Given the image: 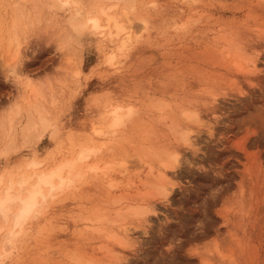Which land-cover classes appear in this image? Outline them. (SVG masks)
<instances>
[{"label":"rangeland","instance_id":"1","mask_svg":"<svg viewBox=\"0 0 264 264\" xmlns=\"http://www.w3.org/2000/svg\"><path fill=\"white\" fill-rule=\"evenodd\" d=\"M81 2L87 18L100 16L103 24L101 9L118 5L108 11L131 26L125 47L108 29H79L74 16L51 11L54 0H0V152L10 156L0 168L7 172L30 154L49 161L91 146L100 150L94 166L115 170L51 203L12 264H68L71 256L83 264H264V0ZM18 11L37 23L23 43L20 80L4 74L15 62ZM250 60L257 67L247 72ZM27 77L45 95L35 99ZM33 101L55 125L39 127L43 136L33 132L28 143L22 134ZM114 102L135 107L136 118L116 135H95ZM17 103L21 114L9 121ZM187 106L200 120L190 122L193 145L176 136L177 125L190 121L182 113ZM171 150L180 161L163 168ZM162 169L167 197L157 185ZM112 179L119 180L116 191L106 186ZM122 198L134 199L121 206ZM129 204L150 210L142 220L114 222Z\"/></svg>","mask_w":264,"mask_h":264},{"label":"clouds","instance_id":"2","mask_svg":"<svg viewBox=\"0 0 264 264\" xmlns=\"http://www.w3.org/2000/svg\"><path fill=\"white\" fill-rule=\"evenodd\" d=\"M195 3L196 0H191ZM155 6V5H153ZM86 5L81 0H54L51 11H60L80 21L79 29L87 26V13L81 11ZM191 23H195L194 21ZM188 23L181 26L188 27ZM137 109L131 105L114 102L104 113L103 128L93 129L97 136L116 135L136 118ZM37 120L46 119L55 125L53 118L35 113ZM51 131V129H50ZM100 150L91 146H80L74 152L45 161L35 154L25 156L7 172L0 168V264H12L29 237L30 228L44 210L64 194L76 190L89 177L115 176L114 166H94L93 161ZM0 152V161L9 159ZM109 191H116L119 180L107 183ZM68 264H83L76 256Z\"/></svg>","mask_w":264,"mask_h":264},{"label":"bare ground","instance_id":"3","mask_svg":"<svg viewBox=\"0 0 264 264\" xmlns=\"http://www.w3.org/2000/svg\"><path fill=\"white\" fill-rule=\"evenodd\" d=\"M116 1V0H115ZM25 3V2H24ZM116 6H118V5H110V6H108L107 8L108 9H113V7L115 8ZM126 7V6H125ZM124 7V8H125ZM103 8V7H102ZM117 8V7H116ZM101 9V8H100ZM104 9V8H103ZM108 9L106 10V9H104V10H102L101 9V15H105L106 16V23L105 24H103L102 23V20H101V17L100 16H89L88 18H87V24H90L95 30H100L101 32H103V33H105V31H106V29H108V35H110V37H111V40L114 42L115 40H114V38L115 37H121V39H122V45L121 46H124L125 47V44H126V42L130 39V37H131V26H127L126 24H125V22H123V21H121V17L120 16H118L117 15V13L114 11V13H110V11H108ZM123 9V8H122ZM124 10V9H123ZM122 10V15L123 14H125L126 15V13L127 12H125L124 13V11ZM102 11H103V13H102ZM127 11V10H126ZM18 12H20V11H18ZM18 12H17V14H18ZM98 12V11H97ZM22 13H24V12H22ZM22 13L20 12L19 13V15L17 16V18L14 20V23H15V26H14V24H13V26L16 28H13L14 30H16V32L14 33V35L12 36V39H11V41H10V43H11V45H13V44H15V49H14V55H13V60L15 59V62H14V64H10L11 66H9L8 65V67L6 66V69H4L5 71V76L8 78V77H13L14 79H17V80H20V76L22 77V75H21V73H23L22 72V69H20L19 68V66H20V60H21V56H22V50H23V43H25V42H27L26 40H27V35H28V33H29V31L32 29H34V28H36L37 29V27L35 26L36 24L33 22H31V24H30V22L28 23L27 21H28V19H25L24 20V18H23V16L21 17L20 16V14L22 15ZM26 15V14H25ZM97 15H98V13H97ZM120 15V14H119ZM124 15V16H125ZM128 15H130V14H128ZM27 16V15H26ZM127 16V15H126ZM104 17V16H103ZM15 18V17H14ZM27 18V17H26ZM128 18H129V16H128ZM30 20V19H29ZM38 19L36 18V21H37ZM105 20V19H104ZM131 21V22H130ZM38 22V21H37ZM40 22V21H39ZM129 24H131L132 23V20H130L129 19ZM29 25H28V24ZM33 24H35L34 26L35 27H33V26H31V25H33ZM38 26V25H37ZM36 29H35V31H36ZM73 29H76V27L74 26H72V30ZM92 29V28H91ZM71 31V30H70ZM69 31V33H73V32H70ZM69 33H68V37L69 38H71V36H72V34H70V36H69ZM75 35V34H74ZM67 37V38H68ZM72 37H75V38H77V40H78V37H76V36H72ZM67 39V40H70V39ZM66 40V41H67ZM76 40V41H77ZM118 40V39H117ZM69 43V42H68ZM78 43V42H77ZM43 44V43H42ZM64 44H67V43H64ZM37 45H38V43H37ZM79 45V44H78ZM61 46H63V45H61ZM67 46V45H66ZM35 47V46H34ZM37 47V46H36ZM117 48H119V47H117ZM119 50H122L121 49V47H120V49ZM115 54V53H114ZM113 53H111L109 56H111L112 58L113 57H115V55H114ZM238 56V55H237ZM109 59V62H111V58L109 57L108 58ZM111 59V60H110ZM23 60V59H22ZM108 61V60H107ZM113 61V60H112ZM249 66L246 68L247 69V72H249V71H251V70H254L256 67H257V61L256 60H250L249 62ZM19 64V65H18ZM108 64H111V63H108ZM22 67V66H21ZM236 67L238 68V70L239 69H245L244 67H242L239 63H236ZM255 71V70H254ZM247 72H246V74H247ZM9 79H11V78H9ZM25 79H27L25 82H26V88L28 89H30L31 91H30V93H32V95H34V97H35V99H37L39 96H41V94H43V95H45L44 93H43V89L41 88V86H39L38 85V83L36 84L35 83V81H33V79H32V77L30 78V77H27V78H25ZM45 90H44V92L45 93H47V91H46V88H44ZM41 90H42V93H41ZM51 94V93H50ZM216 96L214 95V98H215ZM43 98V97H42ZM41 98V99H42ZM34 99V98H33ZM34 99V100H35ZM44 99V98H43ZM217 99V98H216ZM45 100V99H44ZM46 100H48V98L46 99ZM36 101V100H35ZM35 101H33V103L35 102ZM54 101V100H53ZM28 102V101H27ZM37 102H38V100H37ZM37 102L36 103H30L31 105H33V107H34V113H33V111L31 112L30 110H28V108L30 109V107H31V105H28V108H27V112H28V121H27V123H26V134H22V135H24V140L25 141H27V140H34V138H36V137H33V135H34V133L35 132H37L35 135H37L38 136V133L40 134V135H42L41 133H44L43 131L40 133V131L38 130V129H40L39 127H42L41 129H45L48 125H49V122L46 120V119H40V120H37L36 119V117H35V112L37 113V112H40V111H43V113H45L44 112V110L45 109H43L42 108V106H39L38 104H37ZM18 104V103H17ZM16 105V104H15ZM162 105H164V104H162ZM166 105V104H165ZM30 106V107H29ZM12 107H14V106H12ZM33 107H32V109H33ZM156 107H158V104L156 103ZM181 107V106H180ZM187 108V110L185 111V112H182L183 113V116H184V119L186 120L187 119V121L188 120H190L189 122H188V124H184V125H177V127H176V129H177V132L179 133H177V135L176 136H180V139H182L181 141H183L184 142V144L186 145V144H189V145H191L192 143H193V139H192V134H193V132H192V125H191V121H192V123H193V121H194V123H197V122H200V120H199V115H198V112H196V111H192L191 110V108H190V111H189V109H188V106L186 107ZM194 108V107H193ZM14 109V111H12ZM13 109H11V111L13 112L12 114H10L9 116H10V118H7L9 121H10V119H14L17 115H20L21 114V111H20V107H19V104L16 106V107H14ZM31 109V110H32ZM185 109V108H184ZM181 110H182V108H181ZM184 111V110H183ZM20 113V114H19ZM185 114V115H184ZM49 115V114H48ZM19 119V118H18ZM17 119V120H18ZM13 121H16V120H13ZM196 121V122H195ZM205 123V122H204ZM4 124V123H3ZM10 124H11V122H10ZM14 124V123H13ZM199 124V123H198ZM5 125V124H4ZM197 125V124H196ZM204 125V124H203ZM0 126H3V125H1L0 124ZM15 127H16V125H14ZM99 126V125H98ZM102 126V128H103V124L101 125ZM198 126V125H197ZM5 127V126H4ZM11 127V126H10ZM100 127V126H99ZM2 128V127H1ZM40 129V130H41ZM47 129V128H46ZM95 129H97V130H100L101 129V127L100 128H95ZM175 129V128H174ZM22 131H24V130H22ZM56 131V130H55ZM176 131V130H175ZM174 131V132H175ZM34 132V133H33ZM1 133V132H0ZM23 133V132H22ZM56 133V132H55ZM34 135V136H35ZM43 136V135H42ZM41 136V137H42ZM1 138L3 137V136H0ZM29 137H32L31 139L29 138ZM4 138V137H3ZM37 139H39L38 137H37ZM179 139V140H180ZM31 140V141H32ZM28 143H29V141H27ZM193 145V144H192ZM98 148V147H97ZM172 151V150H171ZM167 151V158L165 159V157H163L165 160L163 161V168H168V167H173V166H175V165H177L178 163H179V161H180V154L177 152V151ZM95 165V164H94ZM176 167V166H175ZM126 171V170H125ZM160 173H159V178H158V182H159V184L157 183V185H158V189H160L161 190V193H163L164 194V197H167L169 194H170V191L171 190H169L170 189V187L168 186V180L169 179H167V181H166V172L162 169V170H160L159 171ZM155 176V175H154ZM167 178H168V176H167ZM157 179V178H156ZM154 183H156V182H154ZM155 187H157L156 185H155ZM148 191H151V190H148ZM147 192H145V194H142L141 196L144 198L147 194H146ZM155 193V192H154ZM160 193V194H161ZM149 194V196H150V192L148 193ZM158 194V193H157ZM144 195V196H143ZM148 196V195H147ZM143 198H141V199H143ZM148 198V197H147ZM134 198H132V199H130V198H122V199H119L118 201H116V203H118L119 202V204L121 205L124 201L126 202V201H128V203L129 202H131L132 200H133ZM166 199V198H165ZM135 201H137V200H135ZM124 202V203H125ZM134 202V201H133ZM132 202V203H133ZM126 204V203H125ZM125 204H122V205H124L125 206ZM152 204V203H151ZM119 205V206H120ZM121 205V206H122ZM128 205V204H127ZM139 204H135V205H133V204H129V206L127 207V208H125L126 210L124 211V212H122V211H118V216L120 217L121 216V218H119V219H117V218H115V216L113 217V218H115V220L113 219V221L114 222H116V221H118V220H127V218L129 217V218H132L133 216H137V218L139 217V219L140 220H142L143 219V217L149 212V210H150V208H149V206H138ZM152 206V205H151ZM122 209V208H121ZM103 215V214H102ZM100 216V215H99ZM99 216L97 217V218H99ZM106 216V215H105ZM110 216V215H109ZM131 216V217H130ZM108 216H106L104 219L106 220V218H107ZM141 217V218H140ZM96 218V219H97ZM100 218H102L103 219V217H100ZM134 218H136V217H134ZM145 218V217H144ZM102 219L100 220L101 222H103L102 221ZM110 219H111V216L107 219V220H109L108 222L109 223H111L110 222ZM138 219V220H139ZM99 220V219H98ZM104 220V221H105ZM139 220V221H140ZM99 221V222H100ZM112 221V222H113ZM120 221V222H121ZM138 221V222H139ZM107 222V221H106ZM119 222V221H118ZM119 222V224H121L122 223V225H123V222H121L120 223ZM137 222V221H136ZM135 222V223H136ZM104 223V222H103ZM126 222H124V224H125ZM139 224V223H138ZM97 226H99V225H97ZM101 226H103V225H101ZM104 227V226H103ZM108 227V226H107ZM124 227H126V226H124ZM94 227H92V229H93ZM96 229H97V227H95ZM101 228V227H100ZM106 228V227H105ZM115 228V227H114ZM123 228V227H122ZM102 229V228H101ZM107 230V237L108 238H110V239H112V240H115V241H117L118 243H120V244H124V240L123 239H120V238H122L121 236H119V235H115V229H111V228H106ZM108 229H110V230H108ZM125 229V228H124ZM93 230H95V229H93ZM98 231L100 230L99 228L97 229ZM104 230V229H103ZM105 231V230H104ZM123 232V231H122ZM126 234H127V232H125ZM124 234V233H123ZM125 234V235H126ZM102 236V235H101ZM114 241V242H115ZM127 242V241H126ZM119 245V244H118ZM126 245V244H125ZM123 246V245H122ZM108 247V246H107ZM113 250V249H112ZM109 251H107V253H108ZM109 253H113L112 251L111 252H109ZM115 253V252H114ZM111 259V258H110ZM93 260V259H92ZM113 260V259H112ZM93 262V261H92ZM95 262V263H94ZM94 262H93V264H96L98 261H95L94 260ZM101 262V261H100ZM111 262H113V261H111ZM92 264V263H91ZM109 264H111L110 262H109Z\"/></svg>","mask_w":264,"mask_h":264}]
</instances>
